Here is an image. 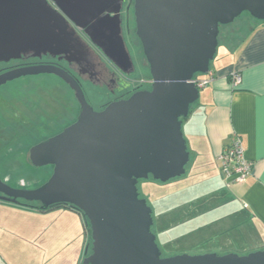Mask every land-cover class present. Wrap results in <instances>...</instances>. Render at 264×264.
<instances>
[{
	"label": "water",
	"instance_id": "95a60500",
	"mask_svg": "<svg viewBox=\"0 0 264 264\" xmlns=\"http://www.w3.org/2000/svg\"><path fill=\"white\" fill-rule=\"evenodd\" d=\"M125 1L0 0V63L29 52L33 57L73 54L83 59L78 29L117 67L133 73L122 36ZM246 12L264 22V0H134L136 34L149 65L151 89L101 111L94 110L80 83L59 66L1 74L0 88L26 76L56 75L74 91L80 112L76 122L29 151L34 167L53 168L46 183L23 189L0 179V200L36 202L43 210L56 205L80 210L91 231L82 264H264V249L246 255L163 256L152 231L153 210L138 189L139 181L150 176L166 183L186 174L191 153L183 123L200 99L193 80L211 71L221 26Z\"/></svg>",
	"mask_w": 264,
	"mask_h": 264
},
{
	"label": "rangeland",
	"instance_id": "374dc122",
	"mask_svg": "<svg viewBox=\"0 0 264 264\" xmlns=\"http://www.w3.org/2000/svg\"><path fill=\"white\" fill-rule=\"evenodd\" d=\"M255 25L256 23L248 14H242L232 24L221 27L218 51L219 49L232 51L251 33ZM136 31L133 10L131 17L124 20V37L136 70L131 78V83L136 90L151 89L152 78L149 65ZM88 91L94 101H100L99 97L95 95V89L90 87ZM79 111L80 105L69 86L53 74L22 77L3 86L0 89V148L1 150L5 148L3 150L5 152L6 148L15 145L19 147L12 156V160L3 162L4 168L0 167L1 179L12 187L23 189H34L46 183L48 177L52 174L53 168L49 166L40 170V168L34 167L27 150L30 145H35L37 142L58 134L56 126L63 129L76 122ZM193 123L192 116L184 120L183 132L186 140L189 141L188 149L195 153L190 143L192 141L189 135L190 129L188 130V126L193 125ZM198 129L199 125H197L196 131ZM201 151H204L203 148ZM3 152L1 151L2 155H4ZM201 164L205 165L204 162ZM196 167L195 160L192 157L189 171L193 173L194 170H197ZM201 169L198 168L200 171ZM4 170H9L13 181L7 179L8 176ZM215 172L219 171L215 168ZM191 173H188L186 178L184 176L166 183L152 179L139 183L142 195L149 196L148 203L157 212H162L163 221L170 224L171 227L178 220H182L176 213L182 208L179 206L185 204L186 200L192 195L195 198H200V200L204 196L205 188L203 185L194 187L193 190L186 188L189 186L188 184L192 183L191 180L195 178V176L192 177ZM25 178L28 180L27 183L20 182L21 179ZM37 178L40 179L39 183L35 181ZM228 186L231 187V185ZM209 199L203 200L200 206L204 208ZM39 205L36 202L28 203L23 200L21 203L0 200V264H78V257L73 255L72 249L68 246L67 237L62 235L55 227L50 228L45 222V215L47 214L44 213H46L45 211H51V208L43 210L40 209ZM213 205V201H210L209 207L211 208ZM202 207L200 210L203 209ZM226 207L229 212L236 213V216L224 221L223 224L220 222L213 223L214 225H211L208 230L193 231L198 227V223L195 222L191 225L192 222L185 226L172 228L170 238L163 236L162 239L159 235L158 241L162 247L169 243V248H171V251L168 252L163 247V253L167 255H195L214 252L224 255L237 252L246 255L245 252L250 250V245L262 244L261 235L264 238V232L260 226H256L250 220L252 223L247 226V229L246 226L241 228L240 226L249 221L250 217L234 205H226ZM210 208L207 210L209 214L206 215V220L213 217V210L210 211ZM194 209L195 206L192 205L188 209H182L181 213L183 217L189 218L193 216ZM214 212H216L215 217L218 210ZM233 226L234 229H232ZM209 230H212L213 234L218 231L222 235L210 239L211 232ZM89 232L91 235V231ZM184 232L189 233L184 235ZM170 240L173 241L170 242Z\"/></svg>",
	"mask_w": 264,
	"mask_h": 264
},
{
	"label": "crops",
	"instance_id": "0c3cea01",
	"mask_svg": "<svg viewBox=\"0 0 264 264\" xmlns=\"http://www.w3.org/2000/svg\"><path fill=\"white\" fill-rule=\"evenodd\" d=\"M218 52L211 68L215 82L200 90V99L191 115L194 123L188 130L195 153L189 151L197 169L209 168L216 173L218 156L235 135L242 140L245 157L253 163V171L245 182L232 185L229 191L264 232V22L256 24L232 51L219 49ZM233 72L241 75L237 88L231 85ZM45 212V222L67 237L68 246L80 264L90 242L83 215L69 207ZM261 238L262 244L250 245L252 249L245 253L264 249L262 235Z\"/></svg>",
	"mask_w": 264,
	"mask_h": 264
},
{
	"label": "flooded vegetation",
	"instance_id": "af4514ba",
	"mask_svg": "<svg viewBox=\"0 0 264 264\" xmlns=\"http://www.w3.org/2000/svg\"><path fill=\"white\" fill-rule=\"evenodd\" d=\"M133 10H134V0H126L123 3L122 8H121V27H122V36L124 38V41H125L124 20L125 18L129 19L131 17V13ZM76 32H77V35H76L77 38L80 40V43L83 44L84 49H85L86 54H85V57H83V59H81L78 56H74L73 54L71 55L68 54L67 58H65V56H53L51 54H46V55H43L42 57H33V54L29 52L23 55L21 59L11 60L6 63H0V75L3 73L9 72L11 70L24 68V67H32V66H39V65L59 66L60 68L67 71L73 78H75L80 83L88 103L96 111L103 110L112 102L126 100L131 95H133L135 92L140 91L139 89L137 90L134 89L131 83V78L135 74L136 70L133 73L128 74L123 69L117 67L109 58H107L105 54L103 53V51L91 41V39L85 34L83 30L76 29ZM125 45H126L127 50L129 51L126 41H125ZM68 58L71 60V62L67 60ZM33 76H26V77H33ZM19 79H16L11 82H15ZM65 84L69 86L67 83ZM90 87L96 90L95 95L99 97L100 101L93 100L90 92L88 91V88ZM145 89L146 88H144V90ZM70 90L73 92L75 96L74 91L71 88ZM65 128L60 129L59 126H56L57 133L59 134V132H61ZM15 146L6 148L7 150L5 152H3L5 148H2V150L0 148V167L4 168L3 162L7 160L9 161L12 160V152L13 154L16 153L19 147L17 145ZM33 146L34 144L30 145L29 149L27 150L28 154H29L31 147ZM1 151L4 153V155H2ZM5 173L8 176L7 179L9 181H13L12 174L9 173V170L5 171ZM21 181L24 183H27L28 180L25 178V179H21L20 182ZM35 181L39 183L40 179L37 178Z\"/></svg>",
	"mask_w": 264,
	"mask_h": 264
},
{
	"label": "trees",
	"instance_id": "16d2710c",
	"mask_svg": "<svg viewBox=\"0 0 264 264\" xmlns=\"http://www.w3.org/2000/svg\"><path fill=\"white\" fill-rule=\"evenodd\" d=\"M244 14H248L253 20H254V22L256 23V24H259V23H262L263 21H259V20H257V19H255V18H253L249 13H244ZM221 27H223V26H221ZM221 29V28H220ZM255 29V27L252 29V31ZM251 31V32H252ZM245 39V38H244ZM243 41V40H242ZM241 41V42H242ZM216 59V58H215ZM212 64H213V62H212ZM211 68H212V65H211ZM197 103L198 102H196L192 107H191V110H190V114H189V116L187 117V118H185L184 120H186V119H188L191 115H192V113H193V111H194V109H195V107H196V105H197ZM60 128V127H59ZM189 150V149H188ZM14 154H12V156H13ZM191 160H192V156H191ZM191 160H190V162H189V164L186 166V168H187V171L188 172H186V174L185 175H183V176H181V177H184V178H186V176L188 175V173L190 174L191 172L189 171V166L191 165ZM218 163V162H217ZM46 168V167H45ZM218 168H219V166H218ZM38 169V168H37ZM42 168H40V170H41ZM201 169V168H200ZM204 170V171H203ZM219 171H220V168H219ZM205 173V174H204ZM220 173H221V171H220ZM192 174V177H194L195 176V178L193 179V180H191V184H188L189 186H187L186 188L187 189H191V190H193L194 189V187H198L199 185H203L204 186V193H203V198L200 200V198H195L193 195L191 196V195H189L188 193H187V195H189V196H191L188 200H186L187 202H185V204H182L181 206H179L181 209H180V211H176V213H177V216H180V218L182 219V220H178V222L176 223V224H174L173 225V227H171L170 226V224H166L165 223V221H163L164 219H163V217H162V215L163 214H161L162 212H157L156 210H154L153 208H152V205L150 204V203H148V205L152 208V210H153V219H154V225H153V227H152V231H153V233H155L156 234V236H157V242H158V244H159V246H160V249H161V251H162V253H163V247H164V249L166 250V251H168V252H170L171 251V248H169V243H167L166 245H164L163 247H162V245L159 243V241H158V238H159V235L161 236V238L163 239V236H165V237H167V238H170V236L172 235V233L170 232V230L172 229V228H176V227H179V226H185L186 224H189V223H192L191 225H193L195 222H197L198 223V227H196V229L195 230H193V231H201V230H203V229H207L208 230V228L209 227H211V225L213 226L214 224H217V223H221V224H223V222L224 221H226V220H229L231 217H235L236 215V213H234V212H229V210L227 209V207H226V205H234L235 207H238V208H240V210H243L242 209V207H240V205H239V203L238 202H236V200L233 198V196L231 195V193H230V191H229V186L227 185V183H226V180H225V178L222 176V174H217V173H214L211 169H209V168H202L201 169V171L200 170H195L193 173H191ZM201 174V175H200ZM221 175V176H220ZM181 177H178V178H181ZM191 177V178H192ZM49 178V177H48ZM178 178H175V179H172V180H176V179H178ZM47 179V178H46ZM154 180L153 179V177L152 176H150V178L148 179V180ZM186 181L188 180V179H185ZM143 181H146V180H140L139 181V183L140 182H143ZM154 181H156V180H154ZM171 181V180H170ZM158 182H160V181H158ZM138 189H139V193H140V197L141 198H145L146 200H147V202H149V196H147V195H142V191L140 190V188H139V184H138ZM189 192H191V191H189ZM193 193H194V191H193ZM196 195V194H195ZM207 198H210L209 200H208V202H206V206H204V208L202 207V206H200V203L203 201V200H206ZM210 201H213V203H214V205L213 206H211V208L209 207V202ZM192 205H194L195 206V209H194V214H193V216H190L189 218H185V217H183V215H182V213H181V211H182V209L184 210V209H188V207H190V206H192ZM64 206H67V207H70V208H72V209H75V210H77L79 213H81L82 214V212L80 211V210H78V209H76V208H74V207H72V206H70V205H56V206H54V207H52V208H56V207H64ZM201 207L203 208L202 210H200L201 209ZM51 208V209H52ZM209 208H210V211L211 210H213L212 211V213H213V217H211L209 220H206L205 219V217H206V215H208L209 214V211H207V210H209ZM215 210H218V213H217V216H215L214 217V214L216 213V212H214ZM244 211V210H243ZM245 212V211H244ZM220 213V214H219ZM249 217H250V215L247 213V212H245ZM83 215V214H82ZM184 218V219H183ZM251 220V218H249V221H247L244 225H241L240 227L241 228H243V227H245L246 226V229H247V226L248 225H250L251 223H252V221H250ZM216 222V223H215ZM87 223V222H86ZM214 223V224H213ZM88 224V223H87ZM88 226V229H89V231H90V227H89V225H87ZM193 227H195V226H193ZM236 227V226H235ZM238 228H239V226H238ZM211 229V228H210ZM232 229H234V226H233V228ZM210 232H211V236L209 237L210 239H213V238H216V236L218 235V236H221L222 234H219V232L217 231L216 233H214L213 234V231L212 230H209ZM233 231V230H232ZM189 232H192V231H189ZM188 232V233H189ZM203 232V231H202ZM202 232H200V233H202ZM221 232H223V231H221ZM188 233H186V232H184L183 234L185 235V234H188ZM184 235H183V237H184ZM211 237H213V238H211ZM209 239V240H210ZM171 241H173V240H170V242ZM207 241V240H206ZM160 242H161V240H160ZM205 242V241H204ZM207 244V243H206ZM250 248H251V246H250ZM249 248V249H250ZM252 249V248H251ZM248 251V250H247ZM237 253V252H236ZM250 253V252H249ZM239 254V253H238ZM241 255V254H240ZM243 255V254H242ZM163 256H173V255H171V254H164L163 253Z\"/></svg>",
	"mask_w": 264,
	"mask_h": 264
},
{
	"label": "built area",
	"instance_id": "2783aa9c",
	"mask_svg": "<svg viewBox=\"0 0 264 264\" xmlns=\"http://www.w3.org/2000/svg\"><path fill=\"white\" fill-rule=\"evenodd\" d=\"M231 85L237 88L241 84V75L233 72L230 75ZM215 82V75L210 71L206 75H199L194 78L193 83L201 90ZM218 166L227 185L243 183L252 174L253 163L246 159L245 149L242 140L234 136L232 142L226 146L217 158Z\"/></svg>",
	"mask_w": 264,
	"mask_h": 264
}]
</instances>
